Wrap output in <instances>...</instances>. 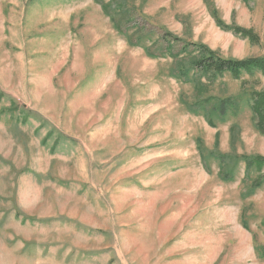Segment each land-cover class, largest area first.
<instances>
[{
    "label": "rangeland",
    "instance_id": "1",
    "mask_svg": "<svg viewBox=\"0 0 264 264\" xmlns=\"http://www.w3.org/2000/svg\"><path fill=\"white\" fill-rule=\"evenodd\" d=\"M210 1L259 43L205 0H0V264H264V187L242 198L259 173L224 182L209 156L219 132L221 154L264 157V78L181 79L187 44L264 57V0ZM232 97L216 128L194 111Z\"/></svg>",
    "mask_w": 264,
    "mask_h": 264
},
{
    "label": "trees",
    "instance_id": "2",
    "mask_svg": "<svg viewBox=\"0 0 264 264\" xmlns=\"http://www.w3.org/2000/svg\"><path fill=\"white\" fill-rule=\"evenodd\" d=\"M206 5L211 11L212 17L215 19L217 26L225 31L231 32L236 37L250 41L252 44L259 43V36L252 29H245L237 25L228 26L219 17V12L216 9L213 2L210 0H205ZM112 7L103 6V9L107 14ZM111 20L116 24L120 31L119 23L112 17ZM175 42H179V39H174ZM186 50L192 49L197 53V57L193 63L192 67L188 70H182V80L186 83H194L197 89L206 87L203 85V79L210 81L211 84H215L219 77L225 74L230 75L233 80L241 81L244 76L254 77L260 74L264 78V57H253L243 60L235 59H225L222 58L218 52L211 50L202 44H187L185 46ZM193 74L191 75V73ZM249 95V93H247ZM249 100L251 101L250 109L255 120V127L258 133L264 137V91L252 92L249 95ZM196 113H203L204 118L210 127L216 128V124L213 120V116L217 115L221 120L224 119L229 113L237 114L241 108V102L239 97H232L227 99L219 98H207L203 101H198L193 104ZM189 108L193 110L192 106ZM232 149L235 151V146L237 139L239 137V127L234 125L230 128ZM220 136L218 132L215 137L214 150L209 152V156L214 158L220 163L219 177L224 182L233 181L235 179L233 167L239 160H243L245 164V179H251V174L253 172H258V178L252 184V187L248 188V193L245 191L242 194V198L245 199L249 197L255 190L264 187V157L263 156H243L240 159L238 156L221 154L220 148ZM198 151L202 160L206 161L207 151L204 148L202 140L198 141ZM207 166V165H205ZM245 214L242 215L243 227L249 229L245 222ZM263 253V252H262Z\"/></svg>",
    "mask_w": 264,
    "mask_h": 264
}]
</instances>
